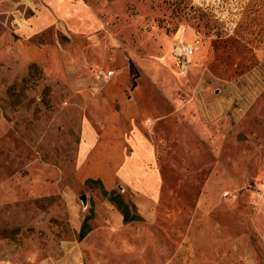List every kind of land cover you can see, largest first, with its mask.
<instances>
[{
	"label": "rangeland",
	"instance_id": "374dc122",
	"mask_svg": "<svg viewBox=\"0 0 264 264\" xmlns=\"http://www.w3.org/2000/svg\"><path fill=\"white\" fill-rule=\"evenodd\" d=\"M69 249L264 264V0H0V264Z\"/></svg>",
	"mask_w": 264,
	"mask_h": 264
},
{
	"label": "trees",
	"instance_id": "16d2710c",
	"mask_svg": "<svg viewBox=\"0 0 264 264\" xmlns=\"http://www.w3.org/2000/svg\"><path fill=\"white\" fill-rule=\"evenodd\" d=\"M131 69L134 70V66L131 65ZM87 183L98 184L102 188L103 196L112 204H114L119 212L123 216L125 223H130L134 221L141 220V217L136 211V206L132 201H125L120 193H117L115 190L108 191L103 187V184L100 179H87ZM94 218V209L93 204L89 209V214L84 218L80 231H79V241L82 240L90 231L89 222Z\"/></svg>",
	"mask_w": 264,
	"mask_h": 264
},
{
	"label": "crops",
	"instance_id": "0c3cea01",
	"mask_svg": "<svg viewBox=\"0 0 264 264\" xmlns=\"http://www.w3.org/2000/svg\"><path fill=\"white\" fill-rule=\"evenodd\" d=\"M111 203V202H110ZM134 203V202H133ZM135 204V203H134ZM114 205V204H113ZM115 206V205H114ZM136 206V205H135ZM116 207V206H115ZM117 209V207H116ZM118 210V209H117ZM118 213L120 214V223L122 225H125V224H129V223H125L124 220H123V216L122 214L119 212L118 210ZM131 223V222H130ZM81 228V227H80ZM118 228V227H116ZM115 228V229H116ZM119 230V229H118ZM95 230L92 229L91 227V231L82 239L84 240L87 236L89 235H92L94 233ZM80 240V241H82ZM62 253L61 255H57L58 257L55 258V259H46V260H41L39 262H36L35 264H86V261H85V258L83 257L82 253L81 252H73L72 249H69L65 252H60Z\"/></svg>",
	"mask_w": 264,
	"mask_h": 264
}]
</instances>
